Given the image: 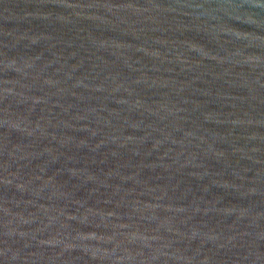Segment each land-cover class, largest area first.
Returning <instances> with one entry per match:
<instances>
[{
  "label": "water",
  "instance_id": "water-1",
  "mask_svg": "<svg viewBox=\"0 0 264 264\" xmlns=\"http://www.w3.org/2000/svg\"><path fill=\"white\" fill-rule=\"evenodd\" d=\"M0 264H264V0H0Z\"/></svg>",
  "mask_w": 264,
  "mask_h": 264
}]
</instances>
